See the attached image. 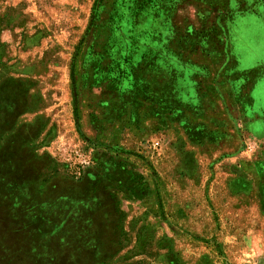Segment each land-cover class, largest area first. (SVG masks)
Masks as SVG:
<instances>
[{"label":"rangeland","instance_id":"rangeland-1","mask_svg":"<svg viewBox=\"0 0 264 264\" xmlns=\"http://www.w3.org/2000/svg\"><path fill=\"white\" fill-rule=\"evenodd\" d=\"M183 1L0 0V264L233 262L227 247V257L216 255L222 242L213 236L222 232L230 235L236 226L225 221L218 225L214 204L258 201V197L237 198L220 193L216 188L225 184L224 178L218 176L223 169L218 170L214 161L205 162L201 171L191 176L180 174L178 161H151L158 170L154 188L148 181L147 188H134L132 194L110 192L109 203L105 193L104 199H99L100 194L94 204L83 205L81 196L92 186L72 183L86 174L93 175L101 163L93 159L80 135L75 140L66 135L75 128L76 93L75 119L81 128L88 109L95 111L96 120H102V110L93 103L87 105L88 98L96 105V91L92 96L83 92L87 77L93 75L92 66L101 61L91 57L90 52L105 54L106 64L104 47L117 41L114 28L121 19L144 9L141 15L157 17L155 29H162L169 12L161 10L165 3L179 8ZM237 6L232 3L234 11ZM237 22V27H232L236 28L232 54L238 60V69L244 70L262 52L264 55V47L257 34H249L250 21L237 18ZM132 23L126 25L127 30ZM178 32L175 47L183 42L178 36L182 35L181 27ZM138 39L143 41L145 37L139 34ZM260 86L256 98L264 99V84ZM24 87L29 92L25 95ZM218 100L219 96L208 97V113L216 110L214 103ZM24 107L39 113L25 117L26 123L17 125L16 112ZM224 109L223 106V115L227 116ZM242 116L240 109L239 118ZM56 129L63 135L61 144L49 139ZM103 133L106 135V128ZM48 141H53L50 159L39 155L47 151L36 146ZM247 226L245 223L237 228L247 232ZM229 243L226 245L230 248ZM236 244L240 255L246 243L240 240Z\"/></svg>","mask_w":264,"mask_h":264},{"label":"crops","instance_id":"crops-1","mask_svg":"<svg viewBox=\"0 0 264 264\" xmlns=\"http://www.w3.org/2000/svg\"><path fill=\"white\" fill-rule=\"evenodd\" d=\"M193 1L184 0L182 6L169 11L162 29H155V16H135L126 32L134 33L135 40L125 42L128 65L122 88L110 93L103 84L83 91L89 96L96 91L99 97L96 105L88 98V106L93 103L114 115L110 121H95V111L88 109L81 128L73 109L75 128L66 135L73 140L80 135L102 167L97 164L94 176L86 174L72 183L92 186L81 196L83 205L94 204L100 194L99 199H104L105 193L109 203L110 192L124 194L132 176L146 186L149 181L154 188L158 170L151 161H178L180 174L187 176L200 172L205 162L214 161L217 169H223L218 176L224 178L225 184L216 188L220 193L237 198L258 197V201L215 202L218 225L225 221L236 226L230 235L211 234L215 241L222 242L216 255L227 257V247L231 264H264V99L256 98L264 84V55L262 52L253 65L240 70L232 54L236 30L232 27H237V18L250 21L249 34H257L264 47V0H245V4L243 0ZM232 3L238 5L236 11ZM178 27L183 42L175 47ZM139 34L145 40L139 41ZM23 93H29L26 87ZM212 95L220 97V102L214 103L213 114L208 113V97ZM223 106L227 116L223 115ZM25 108L16 116L17 125L25 124V117L39 113ZM59 133L60 129H56L49 138H54L55 144H61ZM52 142L38 143L39 150L47 151L39 155L50 159ZM245 223L247 232L237 228ZM240 240L246 246L239 255L236 242Z\"/></svg>","mask_w":264,"mask_h":264},{"label":"trees","instance_id":"trees-1","mask_svg":"<svg viewBox=\"0 0 264 264\" xmlns=\"http://www.w3.org/2000/svg\"><path fill=\"white\" fill-rule=\"evenodd\" d=\"M200 1L202 0H196V2H200ZM164 6L166 7L164 9H161L163 11L168 10L171 12L172 10L177 9L176 7H172V8L169 7L167 2L165 3ZM142 11H140L141 12L140 14H142ZM132 14L133 13H131L130 15L128 14V16L126 15V18L123 21L121 19L120 22H118V25L116 26L118 27V30L116 29V27L114 28L115 31L118 33V39H116L117 41H112L110 42L109 45H106V47H104V52L106 53V64H105V54H99V53L93 54L92 52H90L91 53L90 56L93 58L94 57L98 58L99 61L100 60L102 61V64L100 61V63L96 67L92 66L93 75L91 78L87 77L88 80H87V83L84 85V89L87 87H90V88L99 87L105 84V86H107L108 88L107 91H110V93L111 92L117 93L122 88V83H123V80L125 79V76L127 73V65H128V60H127L126 52H125V46H126L125 42L128 40H135L134 33H129V34L126 33L127 32L126 25L132 22V18H135V16L140 15V14H137V15H132ZM127 35H131V36H127ZM106 76H108L107 81H106ZM94 80H96V83H94ZM113 87H115V89H112ZM73 97H74V113L77 119V115H78L77 93L74 94ZM21 111L22 110H19L20 113ZM19 112H16L17 115L20 114ZM111 115H114V114L111 112H106L102 110L101 119L110 121L112 118ZM95 121H96V117H95ZM78 129H80L79 126H78ZM130 182L131 184L125 187L126 189L124 193L126 194L134 193V191H132L134 190V188H139L142 186L147 188L145 184H141L140 179H137L136 181L134 176L130 177Z\"/></svg>","mask_w":264,"mask_h":264}]
</instances>
